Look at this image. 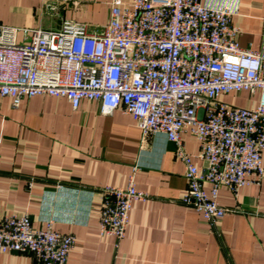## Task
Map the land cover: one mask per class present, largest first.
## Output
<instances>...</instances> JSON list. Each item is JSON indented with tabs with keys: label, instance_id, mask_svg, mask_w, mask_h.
<instances>
[{
	"label": "built area",
	"instance_id": "built-area-1",
	"mask_svg": "<svg viewBox=\"0 0 264 264\" xmlns=\"http://www.w3.org/2000/svg\"><path fill=\"white\" fill-rule=\"evenodd\" d=\"M232 14L202 0H111L99 28L68 18L49 29L0 21V95L14 105L37 94L66 97L74 108L95 99L103 113L133 115L144 135L164 132L185 164L182 202L215 222L232 210L218 199L221 186L237 193L264 176V52L239 43ZM244 90L257 96L252 105L222 99ZM187 130L200 142L195 155L185 146ZM102 193L99 231L122 238L134 200L149 194L134 174ZM46 223L35 227L28 212L3 214L0 251L66 264L76 238Z\"/></svg>",
	"mask_w": 264,
	"mask_h": 264
},
{
	"label": "crops",
	"instance_id": "crops-1",
	"mask_svg": "<svg viewBox=\"0 0 264 264\" xmlns=\"http://www.w3.org/2000/svg\"><path fill=\"white\" fill-rule=\"evenodd\" d=\"M202 2L230 9L239 43L264 52V0ZM110 8L111 0H0V21L49 29L68 18L99 28ZM222 99L249 106L257 96L244 90ZM101 108L88 98L74 108L66 97L37 94L14 105L0 95V216L28 212L37 228L52 219L55 229L72 233L66 264H264V176L237 193L221 186L218 199L232 210L210 222L182 202L188 179L176 143L164 132L144 135L121 108ZM183 137L197 154V138L189 130ZM132 174L149 196L134 200L122 238L103 235L102 187L125 185ZM0 263L42 264L33 252L16 250L0 251Z\"/></svg>",
	"mask_w": 264,
	"mask_h": 264
}]
</instances>
